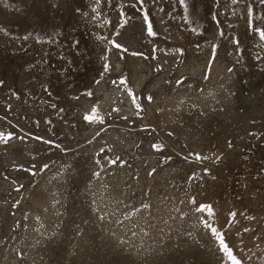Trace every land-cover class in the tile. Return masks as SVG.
<instances>
[{"label":"rangeland","instance_id":"rangeland-1","mask_svg":"<svg viewBox=\"0 0 264 264\" xmlns=\"http://www.w3.org/2000/svg\"><path fill=\"white\" fill-rule=\"evenodd\" d=\"M44 1L54 9L47 22L41 19ZM132 3L135 0H0V132L22 137L0 144V256H17L19 264H64L74 242L78 255L73 262L80 264H230L209 228L193 242L180 230L164 238V226L156 236L137 240L130 218L142 204L150 205L152 197H171L170 219L177 226L174 215L181 213L186 227L190 218L198 217L218 230L242 264H264V40L255 31L264 29V4L186 0L185 11L179 0H145L144 10L157 33L149 37ZM109 40L149 59L122 53ZM218 62L227 71L212 77ZM105 63L112 70L96 85ZM124 76L127 88L119 84ZM228 85L233 97L225 100L213 91L216 107L210 112L193 103L194 97L187 98ZM128 89L140 97L137 102L145 111L136 114ZM88 91L91 98L83 94ZM165 100L182 106L181 120L163 124ZM94 104L103 125L83 120ZM153 144L161 145L163 152L155 151ZM197 154L209 159L198 161ZM117 156L123 167L121 161L108 163ZM45 164L46 171L31 175ZM94 171L100 172L99 178ZM48 175L56 177V192L43 201L38 183ZM105 177L112 178L119 192L112 209L95 189V181ZM183 205L189 207L188 214ZM200 205H210L212 214L196 211ZM49 209H58L50 219ZM65 213L70 214L67 220ZM27 222L44 230L47 247L40 263L28 258L22 243ZM76 223L85 232L82 239L73 237ZM208 242L213 248L209 252ZM206 255H213L212 263Z\"/></svg>","mask_w":264,"mask_h":264},{"label":"bare ground","instance_id":"bare-ground-1","mask_svg":"<svg viewBox=\"0 0 264 264\" xmlns=\"http://www.w3.org/2000/svg\"><path fill=\"white\" fill-rule=\"evenodd\" d=\"M43 5H44L43 8L40 9L42 12L41 19H44L47 22L50 18H52L54 16V14H53L54 9L48 1L47 2L44 1ZM41 12H40V14H41ZM198 62L204 63L205 61L199 60ZM217 64H218V68L216 69V71L214 72V75L212 77H217L218 75H220L221 72L227 71V66L221 65L219 62ZM131 66H132V64H131ZM133 69L137 71L138 68L135 67ZM228 75H230V74H228ZM228 75H226V76H228ZM215 85H217V83ZM233 90L234 89L230 85H228L226 88H223V89L222 88L221 89L207 88V89H204V91H202V93L197 94V95H189V96H187V98H189L190 96L192 98L194 97V100H192L193 103L199 105L201 108L210 112V110H212V106L215 105V107H216V101H213V99H214L213 95L215 96L214 92H217L216 95H219L220 97L224 98L225 100H229L230 98L233 97V95H232ZM193 93L194 92H192V94ZM252 93H253V91H252ZM241 95H242V93H241ZM174 96L176 97V95H174ZM244 97H246L245 91H244ZM181 111H182L181 105L166 104V100H165V104H164V107L162 109L163 124H167V125L171 124L177 118L181 120V116H182ZM191 136H193V135H191ZM19 143H15V144L13 143L12 146H15V145L18 146ZM218 176H220V175H218ZM55 180H56L55 176L48 175V176L43 177L39 181L38 189L44 195L43 201H47L48 199L50 200V196L55 194V192H56V189L54 187ZM95 185H96V187H95L96 193L99 196V200L101 202L105 203L109 209H112L111 205L118 204L119 198L117 196H118L119 192L115 188V183H112L111 177L110 178L105 177L104 179H99V180L95 181ZM216 185H220L219 182ZM35 192H36V190H35ZM105 204H103V205H105ZM152 206L154 207V212L155 211L158 212L160 219H157V215L151 211ZM172 206L173 205H172V198L171 197L169 199H166V200L164 199V197H159L156 200H154V197H152L151 202H150V208H148V209H142L141 208V211L135 216L134 219H133V217L130 218V222L132 223V226L135 228V231L137 232V240H145L147 237H149V235H152V236L155 235L156 236L155 232L161 226L165 227V232L163 233L164 238L175 237V235L173 233L177 230H180V232L182 233V237H184V239H187L188 241H192V242L194 241L195 237H198V235L207 231V228L205 227L206 223L205 222L201 223L199 221L198 217L190 218L189 219V226L186 227V225L184 224V221L181 222L182 221V214L181 213L179 215L173 214L179 222V225L177 226L178 223L175 224V222L170 219L171 216L169 214V211H170ZM96 207H99V205L96 204ZM182 208H184L185 212H187V214H188L189 207L187 208V205H183ZM38 210L40 211V209H38ZM57 211H58V209L47 210V215H46L47 218L51 215L55 216ZM130 213H129V215H130ZM134 213H135V211L133 212V214ZM222 215H224V214H222ZM69 217H70V214L68 215V213H65V220H67ZM48 219H50V218H48ZM54 221H55V219H53L52 223H54ZM126 221H128V219H126ZM27 223L28 224L24 226V231L22 230L25 233L23 235V238H22V243H24L26 246L28 258L32 262H35L37 260L40 263V261H41L40 259L43 257V250L46 249V247H47L46 241H44L45 239L42 238V235L44 234V230L40 227V225L34 224L32 222H27ZM72 229L74 231L73 232L74 239H78V238L82 239L85 237V232L81 228L80 223L72 224ZM72 229H71V233H72ZM171 229H172V231H171ZM33 230H36V231H33ZM39 232H43V233L41 234ZM189 232H190V234H189ZM166 235H168L169 237H167ZM199 238H201V237L199 236ZM71 240H72V235H71ZM73 243L69 244V248H67V250H69V251H68L67 255H64L65 256L64 264H80L81 263V262H78V263L73 262V259L76 258V255H78L77 248H76V246L73 245ZM209 244H210L209 242L206 244V247H207L206 250L208 252L211 249L213 250L212 246H208ZM24 249H25V247H24ZM99 252H97L95 254H99ZM11 253H13V251H11ZM71 253H73V254H71ZM9 255L6 254L4 257H2L3 255L0 256V264H19V258L17 256L14 258V257H10ZM138 256H137V259H138ZM141 256H143V255H141ZM141 256H139V257H141ZM206 257H207V259H209L211 261L213 258V255H206ZM211 263H212V261H211ZM87 264H94V263L90 260V261H88Z\"/></svg>","mask_w":264,"mask_h":264},{"label":"snow or ice","instance_id":"snow-or-ice-1","mask_svg":"<svg viewBox=\"0 0 264 264\" xmlns=\"http://www.w3.org/2000/svg\"><path fill=\"white\" fill-rule=\"evenodd\" d=\"M4 2L6 3V0H4ZM109 2H111V0H109ZM232 2L233 3H237L238 0H232ZM96 3L99 4V0H96ZM144 3H145V0H135V3H132L130 5V7L133 8V9H136L137 11H139L141 13V15L143 17V20L146 23L147 35L149 37H155L157 35V33L153 31L152 24L149 21V14H148V12L146 10H144ZM179 3L181 4L182 7L185 8V11H187L188 5L186 3V0H179ZM259 3L260 4H264V0H259ZM137 5H139V8H137ZM93 11H96V9L93 8ZM85 15H87V14L85 13ZM121 15L123 16L125 14L121 13ZM249 15H251V9L249 10ZM185 19H187V17H185ZM126 23H127V20H125V24ZM120 26L124 27L125 25L121 24ZM0 31H2V29H0ZM255 31L258 33L260 39L264 40V29L257 28V29H255ZM117 34H119V33H117ZM24 39H28V37L26 36V37H24ZM101 39H107V37H101ZM37 40L39 42L40 38H37ZM109 43L112 44L113 48L119 49L120 52H122V53H127L128 55L133 56V57H142L145 60L149 59V56H145L144 53L138 52V51H129V49L127 47H124L123 45H121L120 43H117L116 41L109 40ZM78 44H79V41L76 42V45H78ZM155 51H156V49L152 50V53H153L152 56H151L152 59L156 58L155 55H154ZM176 51L180 55H183V52H182L181 49H177ZM214 55H215V46H213V55L210 57V61L212 59H214ZM120 58L123 59L124 57L121 56ZM103 59L105 61H107V56L103 57ZM208 67L210 68V64H209ZM103 70H104L103 73H101V79L95 80V84L96 85L101 84V81L103 79L104 73H108V72H110L112 70L111 69V65L109 63H105L103 65ZM229 71H231V69H229ZM204 78L205 79L208 78L207 69L205 70ZM112 84H117V81L113 80ZM119 84L120 85H124L127 88V78H126V76L121 77L119 79ZM2 86H3V82L0 81V87H2ZM44 91L48 92V89L45 88ZM48 94L51 95L50 92H48ZM83 94L87 95L89 98H91L92 95H93L92 91H88L87 93H83ZM13 95H15V94L13 93ZM128 95H129V97H131V104L136 109V114H139L140 112L145 111V109L141 107V104L137 102L140 99V97L135 95L131 91V89H128ZM17 98H19V97H17ZM75 99H79V96L75 97ZM146 99L149 102H151L153 97L152 96H148V97H146ZM52 107L55 108V105H52ZM59 111L63 112L64 110L60 109ZM119 111H120L119 108H113L112 109V112H117L118 113ZM109 115H111V113H109ZM124 118L127 119V117H124ZM141 119H143V117H141ZM83 120L85 122H87L88 124H100V125H103L105 123L104 118L102 116H100V114H99L98 105L97 104H94L93 107L91 108V110L88 113L83 115ZM49 123H50V121H49ZM100 131H101V129H97V131H96V135L97 136L100 134ZM169 135H171V134H169ZM33 138L37 139V140H41L45 144H49V145L52 144V142L50 140H43L42 137L36 136V137H33ZM13 139H22V137H16L11 132H7V133L6 132H0V144L8 145L9 142L11 140H13ZM89 142H91V141H89ZM229 146H231V142H229ZM55 147L59 148L60 146L59 145H55ZM152 147H153V149L155 151H158V152H163V150H164L163 147L161 145H158V144H153ZM101 151H103V149ZM97 155H99V153ZM196 159L199 161V160H202V159H209V157H203V156H200V155L197 154L196 155ZM219 159H220V157L216 156L215 160L218 161ZM117 161H121V158L119 156H117L115 160H109L108 163L111 164V165H116ZM95 162H96L97 165L100 164L99 160H96ZM124 163L125 162L121 161L119 166L123 167ZM33 167H35V165H33ZM47 168H48V165L45 164L40 169H38L36 172H32L31 175L35 176V175L39 174L40 172L46 171ZM103 170L104 169L102 168L101 171H103ZM25 171H29V170L25 169ZM154 171L155 170H153V172ZM205 171H207V170H205ZM151 174L152 173H150V175ZM93 176L99 178L100 177V172L94 171L93 172ZM5 179H7V177H5ZM19 190L20 189H17V191H19ZM192 203H196V201L193 200ZM148 208H150V205L142 204V209H148ZM205 209H208L210 215L212 214L210 205H200V206L197 207L196 211H204ZM230 215H232L234 217L235 213H232ZM128 218L129 217H125V219H128ZM98 219L103 221L105 219V216H99ZM121 223H123V222L121 221ZM205 227L209 228L211 233L217 238V240L219 241L220 249L224 253V255L228 258V260L230 261V264H242V261L239 260L237 258V256L233 253V251L230 249V247L225 242L223 236L218 232V230L216 228L211 227V225H209V224H205ZM245 231H249V230L245 229Z\"/></svg>","mask_w":264,"mask_h":264}]
</instances>
